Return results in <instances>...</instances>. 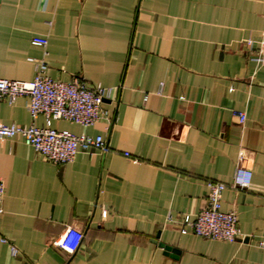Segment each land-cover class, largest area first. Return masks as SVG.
<instances>
[{
    "label": "crops",
    "instance_id": "0c3cea01",
    "mask_svg": "<svg viewBox=\"0 0 264 264\" xmlns=\"http://www.w3.org/2000/svg\"><path fill=\"white\" fill-rule=\"evenodd\" d=\"M263 29L264 0H0V78L32 81L42 60L52 79L112 89L110 121L52 123L103 137L104 152L55 165L20 138L0 141V238L18 251L0 243V264H264ZM27 103L0 102V124L28 127ZM240 165L252 180L234 190ZM208 181L228 186L222 209L241 239L168 224L203 208ZM67 227L83 234L72 254L52 245Z\"/></svg>",
    "mask_w": 264,
    "mask_h": 264
},
{
    "label": "built area",
    "instance_id": "2783aa9c",
    "mask_svg": "<svg viewBox=\"0 0 264 264\" xmlns=\"http://www.w3.org/2000/svg\"><path fill=\"white\" fill-rule=\"evenodd\" d=\"M31 45L45 49L47 39L33 36ZM44 54L46 52L44 51ZM259 67L264 68V29L258 42V50L253 59ZM35 75L32 81H13L0 78V102L12 104L18 97H27V111L32 119L26 127L0 124V141L4 139L20 138L44 161L55 165H65L74 161L80 153L106 151L103 137L76 136L66 130H56L53 122L65 121L87 128L100 120L110 121V112L102 108L112 89L97 85H90L81 78L70 81L52 79L48 75V65L45 61H35ZM233 115L240 124L246 120L244 113L234 111ZM44 119L39 126L35 120ZM124 157L130 158L128 153ZM252 172L250 169L237 166L233 175L231 189L245 190L250 186ZM207 195L203 208L195 215H180L167 217L168 224H172L181 235L192 234L196 237L223 242H234L241 239L237 227L235 212L222 209V197L227 185L208 181ZM5 185L0 180V215L3 213V198ZM83 234L75 228L67 227L60 237L52 241V245L62 251L72 254L76 252L82 242ZM0 243L7 244L10 254H18L15 246L0 238ZM264 249V241L259 243Z\"/></svg>",
    "mask_w": 264,
    "mask_h": 264
},
{
    "label": "water",
    "instance_id": "95a60500",
    "mask_svg": "<svg viewBox=\"0 0 264 264\" xmlns=\"http://www.w3.org/2000/svg\"><path fill=\"white\" fill-rule=\"evenodd\" d=\"M164 248H165V250H167V251H170V252H171V250H169L168 248H166V247H164ZM172 253H175V252L173 251Z\"/></svg>",
    "mask_w": 264,
    "mask_h": 264
}]
</instances>
